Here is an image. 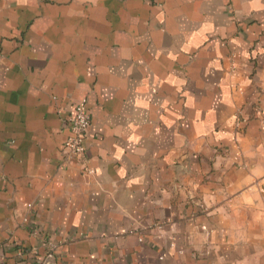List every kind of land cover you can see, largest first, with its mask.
Instances as JSON below:
<instances>
[{
  "label": "crops",
  "instance_id": "crops-1",
  "mask_svg": "<svg viewBox=\"0 0 264 264\" xmlns=\"http://www.w3.org/2000/svg\"><path fill=\"white\" fill-rule=\"evenodd\" d=\"M33 226L43 264H264V0H0V264Z\"/></svg>",
  "mask_w": 264,
  "mask_h": 264
},
{
  "label": "built area",
  "instance_id": "built-area-1",
  "mask_svg": "<svg viewBox=\"0 0 264 264\" xmlns=\"http://www.w3.org/2000/svg\"><path fill=\"white\" fill-rule=\"evenodd\" d=\"M86 103V99H82L75 104L72 114L65 119L69 134L62 145L61 153L64 158L83 156L86 152L84 137L90 123V116L87 111ZM240 122L241 119L237 117L235 121L236 127L240 125ZM31 234L39 237L41 239V245L45 248L44 257L40 263L43 264L44 259L53 256L55 250L54 244L45 240L42 234H40L39 229L35 226L32 227ZM31 255L35 258L39 255L37 247L31 248Z\"/></svg>",
  "mask_w": 264,
  "mask_h": 264
}]
</instances>
